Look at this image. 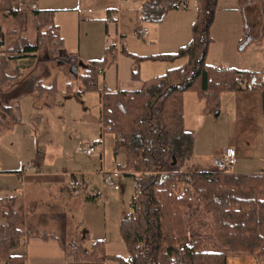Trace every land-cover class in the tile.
Returning a JSON list of instances; mask_svg holds the SVG:
<instances>
[{"label": "crops", "instance_id": "crops-1", "mask_svg": "<svg viewBox=\"0 0 264 264\" xmlns=\"http://www.w3.org/2000/svg\"><path fill=\"white\" fill-rule=\"evenodd\" d=\"M145 1L0 0V12L23 7L54 11V22L66 52L84 63L103 59L105 50L114 41L117 42L119 50L116 60L99 73L97 87L109 92H131L140 90L146 80L182 66L186 60L143 61L137 67L138 77L134 78L135 60L123 53L120 48L122 40L127 50L138 56L175 53L192 38V25L200 2L185 0L186 8L171 10L162 22L148 25L141 9ZM142 27L147 28L149 33L139 38L136 31ZM211 36L213 42L207 56L210 65L220 70L235 68L264 73V13L258 2L248 3L241 8L240 0H218ZM254 41L257 45L251 47ZM54 79L57 96L66 94L67 74L60 70ZM17 85H13L10 99L19 103L22 121L24 104L29 96H34L17 98ZM57 96L39 100L34 97V108L39 105L43 108L40 123L48 128L44 138L40 139L38 131L18 132L19 127L14 129L11 124L0 129V201L18 211L21 216L20 228L25 235L17 253L26 255L27 264H118L113 260L77 261L66 253V248L73 246L75 235L80 234L94 241L103 239L108 255H121L124 241L120 234V223L131 209L121 210L116 216L117 211L108 213L104 207L101 210L104 214V233L100 235L98 232L102 231L99 225L97 222L94 224L99 211L96 209L100 208L97 205L99 194H87L85 189L90 184L89 174L124 164L126 152L121 149L114 156L116 135L102 133L101 123L100 137L90 141L101 144L100 169L94 168L97 164L94 158L90 159V168L87 163L77 165L76 160L67 155L70 146L68 132L60 127L62 110L59 109L65 102L58 101ZM263 106L261 91L240 90L224 93L221 109L216 113H206L204 101L194 92H186L185 126L195 135V152L188 159V170L183 171L216 172V160L224 149L232 147L236 161L230 168L231 172L264 173ZM55 123L53 128L52 124ZM20 160L32 162L34 169L20 173ZM73 175H82L81 179L78 178L82 183L79 188L75 187ZM89 205V212L85 211L81 216L78 211L85 210ZM1 222L4 219L0 215ZM93 224L98 232L90 228ZM91 246L85 244L86 250H90ZM227 264H256V258L254 254L233 253L228 257Z\"/></svg>", "mask_w": 264, "mask_h": 264}, {"label": "trees", "instance_id": "trees-1", "mask_svg": "<svg viewBox=\"0 0 264 264\" xmlns=\"http://www.w3.org/2000/svg\"><path fill=\"white\" fill-rule=\"evenodd\" d=\"M253 2H258L264 13V0H240L241 8ZM217 5L218 0H200L192 38L175 53L138 56L130 53L122 40L123 53L135 60L134 78L138 77L137 67L143 61L186 60L182 66L146 80L140 90L109 92L97 87L99 70L104 72L116 60L119 44L115 41L105 50L103 59L85 63V74L78 75L84 86L81 91H74L75 75L67 74L66 94L103 92L102 133L116 135L114 156L121 149L126 152L125 163L116 168L135 185L131 212L120 223L128 257L108 255L103 241L95 242L88 251L85 248L88 236H77L75 244L66 248V253L77 261L227 264L230 253H245L254 254L256 264H264V173L239 174L230 170L186 173L182 170V165L195 152V135L185 126L186 92H194L204 101L206 113L218 112L222 95L227 92L261 91L264 97V73L235 68L220 70L208 63ZM186 7L185 0H146L141 9L145 21L160 23L171 10ZM31 12L36 19L37 37L34 42L15 41L8 49L11 58L34 60L39 52L48 49L61 56L63 68L69 67L63 58L72 56L66 52L58 34L54 11L34 8ZM6 15L17 16L19 11ZM3 63L2 82L10 78L18 81V74L11 77L7 73L5 58ZM17 86V98L33 95L39 100L47 94L54 97L58 94L55 80L45 86L31 77ZM2 111L16 122L21 120L17 102L14 106H3ZM3 125L0 116V129ZM174 157L176 164H173ZM198 213L201 215L196 223L199 230L207 228L206 243L197 238L198 233L191 232L194 224L190 219L195 220ZM0 215L4 219L0 223V264H27L26 255L17 253L25 237L20 228V214L1 202Z\"/></svg>", "mask_w": 264, "mask_h": 264}, {"label": "rangeland", "instance_id": "rangeland-1", "mask_svg": "<svg viewBox=\"0 0 264 264\" xmlns=\"http://www.w3.org/2000/svg\"><path fill=\"white\" fill-rule=\"evenodd\" d=\"M14 11H19V15H6L7 13H12ZM8 11V12H0V116H2L4 120L3 127H7L8 125H12L15 129L18 128V132H26L29 130V133L36 132L41 134L40 139L47 134L48 128L45 124H41V119L43 115V108L42 106H37L34 108L33 102H35L34 97L29 96L28 102L24 104L23 110V120L22 121H14V118L8 116L2 111L3 106L16 104L15 100L10 99L13 95V85L20 81L29 79L31 77H36L38 80L42 81L45 86L52 85L53 81L55 80L54 77L56 74L59 73L60 70H63L66 74L70 72V67L63 66L60 64L58 55L52 53V51L45 49L37 54L36 59H30L31 57H23V58H11L12 54L8 51L10 47L15 43V41L19 39H27L29 42H34L37 37V29H36V19L32 15V7H23L19 10ZM150 24H154L153 22H148ZM166 32V31H163ZM246 41L248 40V36H246ZM245 41V42H246ZM248 42V41H247ZM257 45L256 41L251 44V47ZM249 51V50H247ZM4 58L6 62V70L7 73L13 77V75L18 74L19 80L16 81L13 78L2 82V71L1 66L4 64ZM61 65V66H60ZM86 68L84 66H80L78 69V73L80 75L85 74ZM56 81V80H55ZM74 91H81L83 89V83L80 77L75 76L72 79ZM45 98H55L53 95L45 96ZM28 99V98H26ZM25 99V101H26ZM58 101H63L65 104L64 106H60L61 109V125L64 131L66 130L68 133V144L69 146V153L67 154L69 157H72L76 160V163H87L88 168H90V159L94 158L97 159V164L94 168L101 167L102 159L101 153H97L93 156H87L80 152L79 147L84 142H90L94 139H98L100 137V124H101V114H102V101L100 97L99 91L94 92H83L80 95H76V93L72 94H62L57 96ZM43 103V102H42ZM45 113V111H44ZM53 128H55V124H52ZM3 128V129H4ZM55 131V130H54ZM70 136L72 139H70ZM91 143V142H90ZM17 151V148H15ZM89 159V161H88ZM87 161V162H86ZM188 160L182 165V170H188ZM100 164V165H99ZM117 166V164L115 165ZM98 169V170H99ZM90 179L88 180L90 184L86 186L87 194H99V201H97V205H100V208L97 212V217L94 224L99 225L102 232H98L93 224L92 230L97 231L100 235L104 233V227L102 222H104L103 213L101 210L106 208L108 213H112L117 211L116 216L119 215L121 210H130L131 203L135 196V185L133 180L128 176H123L121 179V184L123 189L115 190L107 186L104 181L103 171L100 173H91L89 174ZM75 178H82V175H76ZM90 205L87 206L85 210L80 209L78 211L82 216L83 213L86 211L89 212ZM77 212V213H78ZM78 213V214H79ZM110 217V216H109ZM109 217L107 220H109ZM201 215L198 213L194 219H190L192 221L193 228L191 230L192 234L198 233L199 236L197 237L202 242L206 243V230L201 229L199 230L198 225ZM209 220L211 216L208 217ZM191 233L188 234V237L192 236ZM77 236H81L80 234H76L74 238ZM97 241H103V239L99 240H92L87 238L86 245L89 247L91 244L93 245ZM104 242V241H103ZM73 244V245H74ZM207 245V244H206ZM72 247V246H71ZM92 247V246H91ZM70 248V247H68ZM207 249H210V246H207ZM89 251V250H88ZM118 252V251H117ZM121 257H128L129 253L127 247L124 242H122L121 249H120ZM233 254V253H230ZM229 254V256H230Z\"/></svg>", "mask_w": 264, "mask_h": 264}, {"label": "built area", "instance_id": "built-area-1", "mask_svg": "<svg viewBox=\"0 0 264 264\" xmlns=\"http://www.w3.org/2000/svg\"><path fill=\"white\" fill-rule=\"evenodd\" d=\"M32 9H34L32 7ZM149 31L147 28L142 27L137 29L136 35L139 38L146 37ZM102 73L101 70H99ZM101 144L98 142L84 144L79 147L81 153L87 156H93L100 152ZM100 154V153H99ZM236 161L235 151L232 147H228L224 149L222 155L216 160V167L218 171H228L230 170L231 166ZM34 169V164L30 161L20 160L18 170L20 173L30 172ZM104 181L108 187L113 188L115 190L122 189L121 179L123 177V172L120 171L118 168H114L108 171L103 172ZM75 187L82 186V183L78 178L75 180Z\"/></svg>", "mask_w": 264, "mask_h": 264}, {"label": "water", "instance_id": "water-1", "mask_svg": "<svg viewBox=\"0 0 264 264\" xmlns=\"http://www.w3.org/2000/svg\"><path fill=\"white\" fill-rule=\"evenodd\" d=\"M63 59H64L63 63L69 65L70 72L73 73L75 76L79 75L78 69L80 66L86 67V64L83 61L79 60L77 56H72V57L63 58ZM173 164H176V158L175 157H174Z\"/></svg>", "mask_w": 264, "mask_h": 264}]
</instances>
